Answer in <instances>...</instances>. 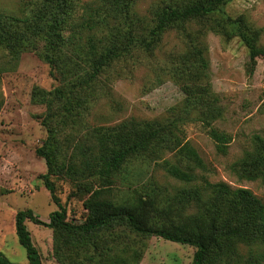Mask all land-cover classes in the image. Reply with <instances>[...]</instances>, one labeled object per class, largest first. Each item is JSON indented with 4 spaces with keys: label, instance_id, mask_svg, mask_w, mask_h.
Listing matches in <instances>:
<instances>
[{
    "label": "trees",
    "instance_id": "1",
    "mask_svg": "<svg viewBox=\"0 0 264 264\" xmlns=\"http://www.w3.org/2000/svg\"><path fill=\"white\" fill-rule=\"evenodd\" d=\"M231 1H165L147 21L135 10L138 0H33L20 15L0 11V47L16 58L37 53L57 81L52 89L35 86L31 95L46 108L41 118L48 136L36 154L46 161L41 178L58 209L48 222L32 209L17 212L16 233L29 264L43 261L28 220L53 230V253L62 264H140L153 236L195 247L191 264H264V202L248 188L200 176L207 164L185 138L184 126L200 122L220 152L230 141L213 124L222 109L211 87L206 31L239 37L252 69L264 57L259 33L225 11ZM172 29L187 40L170 60L185 94L181 103L161 118L130 117L82 132L103 77L121 62L153 55ZM134 162L158 164L179 183L172 189L153 184L144 194L117 199L116 179ZM231 169L264 184V137L255 135ZM55 178L87 195L83 221L69 219ZM0 264L21 263L0 252Z\"/></svg>",
    "mask_w": 264,
    "mask_h": 264
},
{
    "label": "rangeland",
    "instance_id": "2",
    "mask_svg": "<svg viewBox=\"0 0 264 264\" xmlns=\"http://www.w3.org/2000/svg\"><path fill=\"white\" fill-rule=\"evenodd\" d=\"M93 1V0H85ZM175 4L190 0H138L135 10L147 21L151 11L161 2ZM33 0H0V11L20 15ZM233 18L259 33L264 45V0H233L225 6ZM197 27V26H196ZM210 82L219 98L222 114L213 124L230 136L226 153L220 152L208 129L200 122L184 126L185 138L197 149L207 164L198 170L212 182H225L232 188L250 189L264 202V184L260 180L240 179L231 169L245 150L253 145V137H264V57L252 69L247 47L239 37H226L206 31ZM177 30H169L153 55L119 63L93 97L85 116L82 132L90 125H111L130 117L161 118L181 103L184 92L170 70L173 55L186 46ZM57 84L48 63L32 51L19 58L0 47V252L13 262L29 264L26 249L19 243L15 219L19 210L32 209L48 222L58 209L41 176L47 172L43 157L36 148L47 139L42 124L44 105L31 101L35 86L52 89ZM81 132V133H82ZM79 134L77 133V136ZM172 158L171 153L164 155ZM57 195L67 208L69 219L81 222L87 215L84 199L68 179L55 178ZM179 182L158 164H134L126 167L114 184V195L122 199L131 194H144L151 185L172 189ZM43 264H62L53 253V230L27 221ZM145 254L140 264H191L195 247L153 236L145 241Z\"/></svg>",
    "mask_w": 264,
    "mask_h": 264
}]
</instances>
